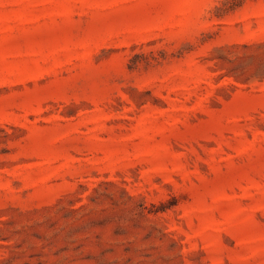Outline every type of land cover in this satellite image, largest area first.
<instances>
[{"label": "rangeland", "instance_id": "1", "mask_svg": "<svg viewBox=\"0 0 264 264\" xmlns=\"http://www.w3.org/2000/svg\"><path fill=\"white\" fill-rule=\"evenodd\" d=\"M0 0V264H264V0Z\"/></svg>", "mask_w": 264, "mask_h": 264}, {"label": "trees", "instance_id": "2", "mask_svg": "<svg viewBox=\"0 0 264 264\" xmlns=\"http://www.w3.org/2000/svg\"><path fill=\"white\" fill-rule=\"evenodd\" d=\"M240 1L241 0H231V1H229V4H231V6H236L239 4Z\"/></svg>", "mask_w": 264, "mask_h": 264}]
</instances>
